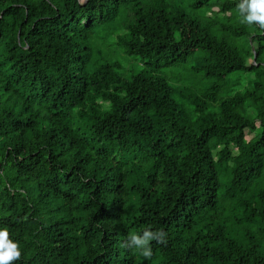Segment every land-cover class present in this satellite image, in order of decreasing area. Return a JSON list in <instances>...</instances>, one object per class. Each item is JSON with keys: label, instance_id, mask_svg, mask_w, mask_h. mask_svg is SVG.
Instances as JSON below:
<instances>
[{"label": "trees", "instance_id": "obj_1", "mask_svg": "<svg viewBox=\"0 0 264 264\" xmlns=\"http://www.w3.org/2000/svg\"><path fill=\"white\" fill-rule=\"evenodd\" d=\"M0 264H264V0H0Z\"/></svg>", "mask_w": 264, "mask_h": 264}, {"label": "rangeland", "instance_id": "obj_2", "mask_svg": "<svg viewBox=\"0 0 264 264\" xmlns=\"http://www.w3.org/2000/svg\"><path fill=\"white\" fill-rule=\"evenodd\" d=\"M102 48V47H101ZM111 48V47H109ZM103 49V48H102ZM104 50V49H103ZM103 56H106L108 53H101ZM110 54V61H118V62H123L122 66L124 69H128V65L130 66V64L132 65L133 68L138 69V59H134V58H127L123 53H121L120 51H117L116 53H109ZM193 66V63L188 61L186 62V64L173 69V70H165V74L166 75H170L169 79H170V83L171 85H176V86H182L183 84L188 85V83H196L200 80L201 78V74L200 75H190L191 73V67ZM194 81H193V78ZM212 81H207L205 82L206 84L211 83ZM251 137V135L249 136Z\"/></svg>", "mask_w": 264, "mask_h": 264}]
</instances>
